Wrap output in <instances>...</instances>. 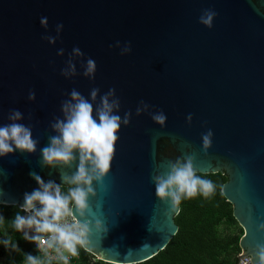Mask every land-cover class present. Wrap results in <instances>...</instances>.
Wrapping results in <instances>:
<instances>
[{"label": "water", "instance_id": "water-1", "mask_svg": "<svg viewBox=\"0 0 264 264\" xmlns=\"http://www.w3.org/2000/svg\"><path fill=\"white\" fill-rule=\"evenodd\" d=\"M208 9L217 13L211 29L199 22ZM57 24L63 31L50 45L44 37H56ZM125 44L131 52L121 55ZM74 47L84 56L66 79L61 70ZM88 58L94 79L83 75ZM93 88L115 89L118 114L131 119L121 125L104 188L94 183L89 198V219L107 233L93 227L82 248L111 264L142 263L163 250L178 231L177 214L165 215L170 202L157 199L151 177L158 164L194 153L197 173L227 175L221 193L243 230L241 256L255 257L264 245V0H0V126L19 110L39 141L33 154L0 157V205L22 208L25 193L39 187L30 173L63 184L60 169L42 166L41 148L56 134L51 124L63 118L70 92L90 99ZM141 101L149 111L137 116ZM159 111L163 128L151 118Z\"/></svg>", "mask_w": 264, "mask_h": 264}, {"label": "clouds", "instance_id": "clouds-1", "mask_svg": "<svg viewBox=\"0 0 264 264\" xmlns=\"http://www.w3.org/2000/svg\"><path fill=\"white\" fill-rule=\"evenodd\" d=\"M216 15L217 13L211 9L205 10L199 22L211 29ZM40 24L47 30V17H41ZM62 31L63 24H57L56 37L45 36L44 39L50 45H55ZM116 47H121L119 42ZM130 52V44H125L121 48V55H127ZM57 55L62 57L64 49H59ZM83 56L78 47L73 48L66 66L61 70V74L66 79L77 75L74 61L83 59ZM82 67L86 78H95L96 62L93 59L88 58ZM99 93L98 88H93L89 99L73 89L70 92V99L62 102L63 118L57 117L51 124L56 134L49 136L48 144L41 148V164L43 167L60 169L63 184H57L51 180L45 182L38 174L30 173L39 187L24 195L21 210L28 215L17 213L13 221L15 230L23 234L25 241L34 243L38 251L45 253L48 250L54 251L64 264H68L69 255L78 256V247L86 248L90 245L93 227L97 233L101 231L107 233L99 220L93 224V220L89 219L90 216L94 217L89 198H95L97 195L93 187L94 183L104 188V180L110 172L115 156V146L119 140L121 125L127 127L131 119L130 112H126L123 119L118 114L120 100L115 95V89H109L103 95ZM35 98V93L29 92L28 99L34 101ZM148 111L149 105L141 101L136 109V115L139 116L142 112ZM151 118L161 128L166 124L167 117L163 111L152 113ZM8 119L11 121L9 124L0 126V157L15 151L35 153L39 141L33 139L31 126L20 123L23 113L12 110ZM187 121L191 124V114L188 115ZM212 137L213 133L210 129L202 135V148L205 154L212 146ZM195 159L194 153L186 154L183 158L178 157L175 161L169 160L156 166L155 174L151 179L155 185L157 199L166 204L170 202V211L165 215L173 213L178 215L182 198L191 199L198 193L207 198L214 193L213 182L196 174ZM77 161L75 173L68 175L65 170L71 169ZM65 184L74 185L67 194L61 190ZM68 217H73L76 222H67ZM2 221L4 219L0 216V222ZM259 230L264 232V224L260 225ZM30 232L34 235H30ZM0 243L8 248L11 241L4 239ZM11 248L14 251L18 250L16 244H11ZM26 258L28 264H41L39 258L31 254L26 255ZM250 264H264V245L257 247L255 257L251 256Z\"/></svg>", "mask_w": 264, "mask_h": 264}, {"label": "trees", "instance_id": "trees-1", "mask_svg": "<svg viewBox=\"0 0 264 264\" xmlns=\"http://www.w3.org/2000/svg\"><path fill=\"white\" fill-rule=\"evenodd\" d=\"M203 179L211 180L215 186L214 193L205 198L202 194L189 199L182 198L179 214L174 220L178 231L166 245L152 258L138 264H234L240 253L239 237L226 232H219L222 224L237 225L233 217V207L221 193L222 186L228 177L224 173H196ZM72 186H62V192L67 194ZM23 211L17 206L0 205V242L9 239L16 244L14 251L11 244L6 248L0 243V259L9 256L16 264L27 260L26 255L36 257L33 243L25 241L23 234L15 230L13 221ZM239 234L243 230L239 229ZM90 253L80 249L77 264H111L101 260H92ZM48 264H54L49 262ZM60 264V263H58Z\"/></svg>", "mask_w": 264, "mask_h": 264}, {"label": "built area", "instance_id": "built-area-1", "mask_svg": "<svg viewBox=\"0 0 264 264\" xmlns=\"http://www.w3.org/2000/svg\"><path fill=\"white\" fill-rule=\"evenodd\" d=\"M67 222L69 223H75L76 221L73 219V217H68L67 218ZM242 229L241 226L237 223V225L234 226H226L225 224H222L219 227V232H226V233H230L232 235H237L240 238L242 237V235L239 234V232L237 230ZM33 249L34 251L38 254L41 255L43 257V260L41 262V264H48L49 262H52L54 264H58V263H62L64 264V261L60 260L54 251L48 250L47 253L43 252V251H38L37 246L33 243ZM80 249H83L82 247H78V256L76 257H72L69 255L68 258V264H77L79 257H80ZM84 250V249H83ZM241 250V249H240ZM65 255H68L67 253H65ZM92 255V254H91ZM242 252L240 251V253L237 255L236 257V261L234 264H250V256H241ZM93 256V255H92ZM94 258H92V260H96L95 256H93Z\"/></svg>", "mask_w": 264, "mask_h": 264}, {"label": "rangeland", "instance_id": "rangeland-1", "mask_svg": "<svg viewBox=\"0 0 264 264\" xmlns=\"http://www.w3.org/2000/svg\"><path fill=\"white\" fill-rule=\"evenodd\" d=\"M19 209H21V208H19ZM23 215H28V214L23 212ZM237 231L239 232V230H237ZM35 256L38 257L41 262L44 261L43 257L41 255H38L36 253ZM95 257H96L95 259L99 260L97 256H95ZM0 264H16V263L13 262V260L9 256H6V257H3L0 259ZM21 264H28V261L26 260ZM60 264H62V263H60Z\"/></svg>", "mask_w": 264, "mask_h": 264}, {"label": "flooded vegetation", "instance_id": "flooded-vegetation-1", "mask_svg": "<svg viewBox=\"0 0 264 264\" xmlns=\"http://www.w3.org/2000/svg\"><path fill=\"white\" fill-rule=\"evenodd\" d=\"M29 234H30V235H34V233H32V232H30Z\"/></svg>", "mask_w": 264, "mask_h": 264}]
</instances>
